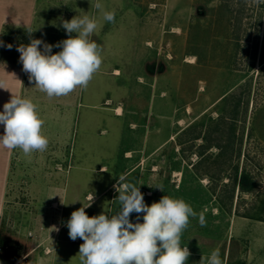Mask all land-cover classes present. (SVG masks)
<instances>
[{"label": "rangeland", "instance_id": "1", "mask_svg": "<svg viewBox=\"0 0 264 264\" xmlns=\"http://www.w3.org/2000/svg\"><path fill=\"white\" fill-rule=\"evenodd\" d=\"M96 2L39 0L51 14L61 4V24ZM99 2L115 13L97 32L110 46L100 68L108 71L83 90L94 107L80 109L76 126L71 105H61L60 138L57 121L39 115L47 149L16 148L0 264H80L83 240L69 238L67 221L89 203L90 217L115 215L120 178L140 186L149 206L167 195L193 208L180 241L187 264L213 250L223 264H264V0ZM26 36L7 30L3 57L21 64ZM244 175L251 191L239 186Z\"/></svg>", "mask_w": 264, "mask_h": 264}, {"label": "clouds", "instance_id": "2", "mask_svg": "<svg viewBox=\"0 0 264 264\" xmlns=\"http://www.w3.org/2000/svg\"><path fill=\"white\" fill-rule=\"evenodd\" d=\"M93 7L102 13L103 22H115V13L104 10L99 0ZM61 26L68 38L56 45L31 39L27 45L16 48L29 82H34V87L49 99L67 96L77 87L86 89L102 65V48L92 40L102 27L96 17L76 15L63 20ZM33 32L27 33L31 36ZM7 47L11 49L12 45ZM53 47L61 50L53 54ZM43 123L31 99L12 96L0 111V125L4 129L0 146L19 148L26 156L45 151L48 139L42 135ZM114 189L119 193L116 200L120 204L115 215L101 213L90 217L85 211L91 206L89 203L73 211L67 221L69 238L83 240L78 252L80 264H187L191 253L180 241L189 218L196 216L193 208L183 199L167 195L149 206L140 186L125 183L123 178ZM132 213H142L143 222H131ZM200 223H204L203 216ZM200 264L223 261L219 251L213 250L208 257H201Z\"/></svg>", "mask_w": 264, "mask_h": 264}, {"label": "crops", "instance_id": "3", "mask_svg": "<svg viewBox=\"0 0 264 264\" xmlns=\"http://www.w3.org/2000/svg\"><path fill=\"white\" fill-rule=\"evenodd\" d=\"M85 5L86 8H89V16L96 17L98 23L102 24V27H99L100 31L101 29H105L106 25L103 26V21L100 20L102 15H98V10L93 7L94 4ZM103 5H106L104 8H108V4ZM12 29L26 32L25 45L30 43L31 39H41L47 44L56 45L58 42L68 38V34L61 26V4L59 5V10L51 14L46 4H39V0H0V41H4L5 37H7V30ZM28 31L34 32L29 36L27 33ZM97 32L92 36V40L102 48L101 66H103L110 57V46L108 44V39L101 36L100 33L97 34ZM73 35L75 34L73 33ZM60 50V48L53 47L52 52L55 54ZM3 54L6 55L2 44L0 45V111L3 110V105L8 102L12 96L29 98L37 105L38 115L48 116L49 114L54 118V121H57L59 130L56 131V137L60 138L61 105H71L73 110L72 113L75 112V119L73 120L75 123L74 126L77 124L76 120L80 109L83 107H94V105L85 104L83 100L84 89L80 87H77L67 96L49 99L46 94L34 87V82H29L28 75L22 70V64L7 60L3 57ZM107 71L100 69L96 74L104 75ZM112 72L116 74V76L119 74L118 69H114ZM137 79L141 85H144V76L138 75ZM92 81H94V78ZM89 83V86L92 85L91 81ZM155 83L156 79L154 81V84ZM109 103H111V99H107L104 106ZM118 109L122 110L121 114L117 113ZM115 111L117 117H122L124 115L123 108L120 105L115 108ZM3 132V126L0 125V135H2ZM58 142L60 143L61 140L59 139ZM15 152L16 149H6L0 146V229ZM105 168L106 167L103 166V169Z\"/></svg>", "mask_w": 264, "mask_h": 264}, {"label": "trees", "instance_id": "4", "mask_svg": "<svg viewBox=\"0 0 264 264\" xmlns=\"http://www.w3.org/2000/svg\"><path fill=\"white\" fill-rule=\"evenodd\" d=\"M239 186H240V188H242L243 191H251V189L253 187V182H250L248 180V177L244 175L243 180L242 179L239 180Z\"/></svg>", "mask_w": 264, "mask_h": 264}, {"label": "bare ground", "instance_id": "5", "mask_svg": "<svg viewBox=\"0 0 264 264\" xmlns=\"http://www.w3.org/2000/svg\"><path fill=\"white\" fill-rule=\"evenodd\" d=\"M190 62L193 63L194 61H193V60H190ZM121 112H122V111H121L120 109L117 110V113H118V114H121Z\"/></svg>", "mask_w": 264, "mask_h": 264}]
</instances>
